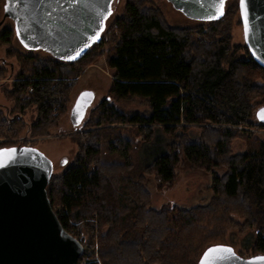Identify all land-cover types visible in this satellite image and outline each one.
I'll list each match as a JSON object with an SVG mask.
<instances>
[{
  "label": "trees",
  "instance_id": "16d2710c",
  "mask_svg": "<svg viewBox=\"0 0 264 264\" xmlns=\"http://www.w3.org/2000/svg\"><path fill=\"white\" fill-rule=\"evenodd\" d=\"M231 8L219 19L200 21L205 25L181 27L169 24L160 10L128 0L116 21L107 43L113 44L111 95L145 99L149 110L126 113L106 98L85 130L73 135L75 160L47 186L62 226L84 246V232H93L87 220L97 216L103 264H199L209 248L232 247L221 237L236 227L251 231L246 247L264 255V140L248 132L264 129L254 117L264 107V68L246 43L232 41L239 0ZM88 52L70 62L25 57L29 64L11 90L13 115L0 110V139L13 140L23 131L48 136L66 111ZM34 106L37 118L28 124L24 114ZM128 126L137 130H122ZM195 128L201 130L193 137ZM238 137L250 144L240 154L232 150ZM9 146L17 145L0 143V149ZM148 146L158 149L140 175L131 174V153ZM182 157L214 174L211 201L154 208L146 175L153 174L159 188L171 186Z\"/></svg>",
  "mask_w": 264,
  "mask_h": 264
},
{
  "label": "water",
  "instance_id": "95a60500",
  "mask_svg": "<svg viewBox=\"0 0 264 264\" xmlns=\"http://www.w3.org/2000/svg\"><path fill=\"white\" fill-rule=\"evenodd\" d=\"M70 1L77 2L78 13L82 19L81 23L73 27L58 18L57 14L53 13L52 7L57 3ZM96 1L6 0L5 8L8 9L7 15L16 22L18 36L29 47L39 46V42L43 40L42 25L46 22L59 28L60 32L70 34L59 46L63 49L61 53L63 57L72 50L76 54L81 53L93 42L98 41L92 22L89 23L92 20L85 13L87 3H96ZM169 1L177 10L198 21L216 20L222 16L217 7L213 6L216 0ZM226 1L224 0L223 3V12ZM111 2L112 0H102L101 4L110 8ZM246 4L249 11L247 36L241 0H239L244 40L254 59L264 68V0H246ZM211 15L215 18H209ZM49 31L53 32V29ZM53 52L58 55L54 50ZM93 100L92 91L82 92L78 96L71 111L72 121L76 126L83 123ZM78 104L81 106L82 118L76 114ZM261 109L264 107L256 111V116L264 122L258 116ZM5 148L16 149V154L13 160L8 161L4 167H0V264H78L84 245L62 226L47 193V186L54 171L53 162L34 146L17 145L1 149ZM65 161L66 158L62 163ZM217 246L231 248L234 251L230 246ZM234 253L235 258L223 261L221 264H249L250 261L264 264V261L257 260L264 257L263 254L242 257L235 251Z\"/></svg>",
  "mask_w": 264,
  "mask_h": 264
},
{
  "label": "rangeland",
  "instance_id": "374dc122",
  "mask_svg": "<svg viewBox=\"0 0 264 264\" xmlns=\"http://www.w3.org/2000/svg\"><path fill=\"white\" fill-rule=\"evenodd\" d=\"M128 0H114L113 13L107 21V30L104 34L103 44L92 47L87 58L79 64H85L82 73L76 78L74 86L68 94L66 104V111L60 117L57 124L50 129V134L45 137H32L26 131H23L19 137L13 140L6 141L1 138L0 143H12L13 145H28L42 151L54 164L53 176L61 175L67 167L75 160L78 154V144L73 138V135L79 131L85 130L84 124L96 112V108L106 98H110L112 102L122 111L130 112H148L149 103L142 98L134 97L128 100H118L113 98L110 92L113 71L108 65V56L113 44L107 45L111 39L112 29L116 21L122 16L125 11V6ZM141 6L154 7L162 12L167 22L174 26L194 27L204 22L192 19L180 10H177L169 0H135ZM233 0H227L225 8L233 9ZM5 0H0V110L8 114L14 111V95H11L14 82L19 77L24 65L29 64L25 57H35L40 60H48L51 57L42 51H28L21 44L16 37L14 31V23L6 13ZM241 20L240 15L233 14L231 18V34L232 41L235 44H244L243 27L239 24ZM10 31L12 32L10 34ZM6 32H9L6 34ZM108 46V47H107ZM31 91V89H30ZM85 91H92L94 93V100L91 102L87 113L84 117L83 123L76 126L71 117V111L78 96ZM256 119V115L254 116ZM24 118L28 124H31L37 118L36 107L27 109ZM105 127H109L108 125ZM122 130H137L132 126L125 127ZM201 129H192L193 137L199 134ZM252 138L264 140V129L251 128L248 130ZM125 133V132H124ZM127 133V132H126ZM125 133V134H126ZM169 137V136H168ZM138 136V139H141ZM254 139H251V142ZM258 140V141H259ZM250 147L249 142L244 137H238L232 143V150L236 154L244 153ZM158 147L148 146L145 148H138L131 153L132 160L135 161V167L131 174L138 176L144 171L145 165L152 159ZM66 158V163H62ZM177 176L175 182L171 186H164L159 188L154 175H146V187L151 193L152 206L160 209L166 204H178L184 207H195L199 205H206L212 199L211 184L214 174L206 172L202 169L194 168L187 159L182 157L176 169ZM217 173L222 175L223 169H218ZM93 224V232L83 234V239L86 241V247L92 252L94 256L97 251L99 261L98 264H103L100 254V234L99 223L97 216H93L87 220ZM78 225V224H74ZM74 233L78 230L74 228ZM251 231H240L239 228H231L223 233L222 241L226 244L232 245L235 252L242 257H252L258 255L252 248L246 247L245 238ZM80 236V235H79ZM95 250V251H93ZM95 256V258H98ZM203 258V257H202ZM201 264V261L200 263Z\"/></svg>",
  "mask_w": 264,
  "mask_h": 264
},
{
  "label": "flooded vegetation",
  "instance_id": "af4514ba",
  "mask_svg": "<svg viewBox=\"0 0 264 264\" xmlns=\"http://www.w3.org/2000/svg\"><path fill=\"white\" fill-rule=\"evenodd\" d=\"M5 3H7L6 0H5ZM99 3H98V0L96 1V3H90V2L87 3L86 12H85L86 15H88V17H90V19L92 20L89 23L92 22V28L95 30L96 35L98 36V41L93 42L91 45L86 47L83 52L79 53V55H77L75 51L72 50L71 52L66 53L62 57L61 53L63 52V49L59 46L62 45V43L64 42V39L67 37V35H70V34L65 33V32L64 33L60 32L59 28L47 22L42 25V29H44V32L42 33L43 40L39 42V46L29 47L28 45L24 44L22 40L20 39V37L18 36L17 30H16V22L14 21V19L11 18V20L14 23V31H15L16 37L21 42V44L25 47V49L28 51H42L48 54L51 58H54V59H57L63 62L75 61L79 59L80 57H82L83 55H85L92 47L96 46L97 44H101L103 42L104 34L107 30V21L113 13L114 0H112V2L110 3V8L102 5L101 4L102 0H100ZM52 7L54 8L53 13L54 14L56 13L57 17L62 19L64 23L73 27L82 22L81 16L78 13V7H77L76 1H70L68 3L62 2L61 4L57 3ZM107 10H109V12H107ZM50 29H53V32H50L49 31ZM34 37L35 36L33 35V38ZM53 50L56 53H58V55L54 54ZM70 57H75V58L73 59Z\"/></svg>",
  "mask_w": 264,
  "mask_h": 264
},
{
  "label": "snow or ice",
  "instance_id": "6c2138e0",
  "mask_svg": "<svg viewBox=\"0 0 264 264\" xmlns=\"http://www.w3.org/2000/svg\"><path fill=\"white\" fill-rule=\"evenodd\" d=\"M223 3L224 0H216V3L213 4L214 7H217V10L220 15H223ZM5 10L7 11L8 9L6 8ZM241 11L244 19L245 35L247 36L249 31V11L246 4V0H241ZM209 18H215V16L211 15ZM77 55H79V53H77ZM70 58L74 59L75 57H70ZM84 95H90V94H84ZM80 109L81 106L78 104L76 108V114H78L82 118L83 113ZM258 116L260 119L264 120V109H261L260 113H258ZM26 151H34V150H26ZM15 154H16V149L14 148L0 149V167H4L8 161L13 160L15 158ZM233 258H235V253L231 248H227L224 246H215L209 248L205 252L201 260V264H221V262L226 260H231ZM257 260L264 261V257L257 258ZM249 264H256V262L250 261Z\"/></svg>",
  "mask_w": 264,
  "mask_h": 264
},
{
  "label": "built area",
  "instance_id": "2783aa9c",
  "mask_svg": "<svg viewBox=\"0 0 264 264\" xmlns=\"http://www.w3.org/2000/svg\"><path fill=\"white\" fill-rule=\"evenodd\" d=\"M91 253L92 252L90 251V249L84 246L83 253L78 259V264H98V262L100 263L97 251L94 252V256H92ZM95 256L98 258H95Z\"/></svg>",
  "mask_w": 264,
  "mask_h": 264
}]
</instances>
